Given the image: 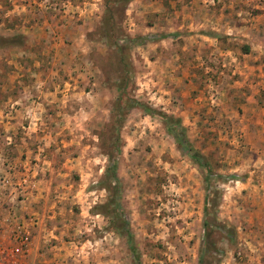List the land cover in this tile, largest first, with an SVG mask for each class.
<instances>
[{"label": "rangeland", "instance_id": "374dc122", "mask_svg": "<svg viewBox=\"0 0 264 264\" xmlns=\"http://www.w3.org/2000/svg\"><path fill=\"white\" fill-rule=\"evenodd\" d=\"M103 13V0H0V37L11 41L0 48L5 251L34 239L50 264H133L102 213L120 71L99 34ZM118 31L133 40L129 97L180 119L226 178L213 179L220 197L205 216L201 170L160 120L127 111L112 155L141 264H264V0H132ZM148 36L160 38L137 40ZM205 219L216 226L207 240Z\"/></svg>", "mask_w": 264, "mask_h": 264}, {"label": "trees", "instance_id": "16d2710c", "mask_svg": "<svg viewBox=\"0 0 264 264\" xmlns=\"http://www.w3.org/2000/svg\"><path fill=\"white\" fill-rule=\"evenodd\" d=\"M131 1L132 0H103L104 13L101 20L99 34L101 39L106 43V46L114 52V56L118 57V66L120 67V71L115 81L117 96L112 102L111 122L105 126L103 132V136L105 138V149L108 151L110 156L107 157L108 164L106 166L104 176L100 181V187L108 194L107 202L102 206V208H105V211L102 213L106 214L110 219V226L113 232L125 238V243L127 244L128 251L132 257V263L141 264L139 251L135 245L133 235L129 230L128 222L121 213V206L119 203L121 192L120 181L117 176V163L112 155V153L120 151V129L127 111L133 108H138L147 115L160 120L165 127L166 133L174 140L178 148L185 152L189 156L190 160L201 170L205 191L207 192L206 205L204 207L205 216L209 215L210 208L214 213L217 206L215 200L217 195L218 198L220 197L218 190L212 194L213 197L210 196V189L212 188L211 183L213 179L223 182L226 178L223 175L213 173V170L206 158L192 147L186 137L184 127L181 126L180 119H176L165 113L154 110L146 104L129 97L128 89L131 81L129 71L131 69V63L129 62L128 43L133 42V40L125 34H120V36H117L116 34L119 32L118 30L121 29L126 7ZM159 38L160 37L148 36L138 37L137 40H139V42H142L143 40L155 42L159 40ZM10 42L11 41L9 39L0 37V47H3ZM242 51L246 53L249 52V49L248 47H242ZM212 225L213 224H211V230H209L210 224L208 220H204L203 227L205 231V240L209 237L210 231L212 235ZM213 227L216 226L213 225ZM211 244L213 245V243Z\"/></svg>", "mask_w": 264, "mask_h": 264}, {"label": "crops", "instance_id": "0c3cea01", "mask_svg": "<svg viewBox=\"0 0 264 264\" xmlns=\"http://www.w3.org/2000/svg\"><path fill=\"white\" fill-rule=\"evenodd\" d=\"M211 36H214V35H211ZM226 36L230 37V34L226 33ZM252 50L253 49H250L249 52L243 53L244 57L245 56L254 57L255 54L252 53ZM228 51H231V50H228ZM68 52H71V51L62 50V48L57 49L56 51V53H59V55H56L58 57V61L62 63L63 67H67V65L70 63V60H69L70 55L67 54ZM226 54L230 55V52H227ZM45 242L47 245V240ZM22 244L23 243L19 240L18 243L15 242V245H13L14 246L13 248L7 251H5L4 247H1L0 245V259H1L0 261H4V260L10 261L11 260V264H32V262H38V263L41 262L40 258H43L45 260L43 261L45 262V264H50L52 259L48 257V255L46 254V251H45V254L47 255V257H43V254L40 251L42 250L43 246L40 245L37 248L38 245L36 246L34 239L31 241L30 245L23 246ZM9 257L11 259H9ZM46 259H49V260H46Z\"/></svg>", "mask_w": 264, "mask_h": 264}, {"label": "built area", "instance_id": "2783aa9c", "mask_svg": "<svg viewBox=\"0 0 264 264\" xmlns=\"http://www.w3.org/2000/svg\"><path fill=\"white\" fill-rule=\"evenodd\" d=\"M24 240H26V239H24ZM21 242L23 243V244H22L23 246L26 245V241H22V240H21Z\"/></svg>", "mask_w": 264, "mask_h": 264}]
</instances>
